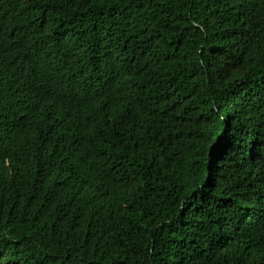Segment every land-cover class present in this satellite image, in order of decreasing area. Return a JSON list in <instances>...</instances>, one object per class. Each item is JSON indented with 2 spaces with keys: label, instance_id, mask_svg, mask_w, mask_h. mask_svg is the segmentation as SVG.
<instances>
[{
  "label": "trees",
  "instance_id": "trees-1",
  "mask_svg": "<svg viewBox=\"0 0 264 264\" xmlns=\"http://www.w3.org/2000/svg\"><path fill=\"white\" fill-rule=\"evenodd\" d=\"M0 264H264V0H0Z\"/></svg>",
  "mask_w": 264,
  "mask_h": 264
}]
</instances>
